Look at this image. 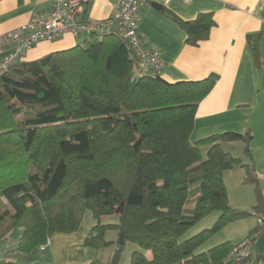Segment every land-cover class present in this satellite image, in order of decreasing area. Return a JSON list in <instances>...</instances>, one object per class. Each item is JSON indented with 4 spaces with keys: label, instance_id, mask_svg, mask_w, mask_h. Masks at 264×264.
<instances>
[{
    "label": "trees",
    "instance_id": "trees-1",
    "mask_svg": "<svg viewBox=\"0 0 264 264\" xmlns=\"http://www.w3.org/2000/svg\"><path fill=\"white\" fill-rule=\"evenodd\" d=\"M156 7L192 46L207 41L215 26L212 14L184 21ZM248 40L256 55L257 36ZM218 79L170 83L138 74L125 40L96 35L0 73V250L16 244V253L30 255L55 234L79 230L90 211L97 225L87 247L114 245L105 238L113 229L124 244L151 252V259L133 252L129 264H262L264 254L230 256L232 242L197 253L250 215L231 207L226 172L246 169V181L257 185L254 214L264 211L255 167L223 148L241 142L250 157V130L191 140L199 104ZM214 211L220 216L212 228L182 241ZM111 215L119 223L102 224ZM257 232L258 226L246 240ZM121 253L119 244L108 264H120Z\"/></svg>",
    "mask_w": 264,
    "mask_h": 264
},
{
    "label": "crops",
    "instance_id": "crops-1",
    "mask_svg": "<svg viewBox=\"0 0 264 264\" xmlns=\"http://www.w3.org/2000/svg\"><path fill=\"white\" fill-rule=\"evenodd\" d=\"M156 4L184 21H193L200 14H212L215 26L209 39L199 46L189 45L186 33L170 16L159 11ZM52 6L53 0H0V35L21 27L34 14L48 11ZM115 13L113 0H92L86 5L85 19L103 20ZM138 15L143 45L158 52L165 64L163 79L176 83L218 75L215 87L199 104L191 140L250 130L251 156L246 157L249 164H254L264 197V0H176L167 5L155 2L141 7ZM249 35L257 36L256 55L249 44ZM80 37L67 34L52 43L41 42L28 53L26 60L70 49ZM234 143L237 142L227 144L232 147ZM228 173H225V185ZM96 225L92 212L87 211L79 230L55 234L48 248L40 250V257L24 264H100L102 250L85 244ZM10 248L14 256L21 255L15 252L16 244H8L6 250ZM0 260H5L3 255Z\"/></svg>",
    "mask_w": 264,
    "mask_h": 264
},
{
    "label": "built area",
    "instance_id": "built-area-1",
    "mask_svg": "<svg viewBox=\"0 0 264 264\" xmlns=\"http://www.w3.org/2000/svg\"><path fill=\"white\" fill-rule=\"evenodd\" d=\"M91 1L53 0L50 10L36 13L28 23L0 35V73L8 71L14 63L26 60L28 53L39 43H52L71 34L76 38L96 35L123 39L137 60L138 74L161 75L165 64L158 52L143 45L138 28V11L151 3L167 5L176 0H113L116 8L114 15L103 20H87L85 8ZM256 216L258 232L236 245L230 256L248 258L254 252L256 241L264 233V214ZM48 245L49 241L40 250L45 251Z\"/></svg>",
    "mask_w": 264,
    "mask_h": 264
},
{
    "label": "rangeland",
    "instance_id": "rangeland-1",
    "mask_svg": "<svg viewBox=\"0 0 264 264\" xmlns=\"http://www.w3.org/2000/svg\"><path fill=\"white\" fill-rule=\"evenodd\" d=\"M84 40V36L76 39V43L79 44ZM37 46V45H36ZM35 46V47H36ZM195 139V138H194ZM192 139L193 141H195ZM228 146V144L223 145V148L227 152H231L237 158L243 160V164H249V158L244 154V145L241 142L234 143ZM203 159L207 158V150L202 151ZM249 165H253L252 162ZM228 177L226 179V188L228 191L229 202L233 209L241 212L249 213L250 215L244 219L236 221L229 224L220 232L212 236L205 245H203L197 253L207 252L208 250L223 244L225 242H232L233 244H240L244 241L250 234V232L257 227V218L254 214V208L257 205V185L247 182V172L243 167H236L232 171H229ZM220 216V212L214 211L207 217L199 221L195 226H193L186 234L183 236L182 241L191 238L203 230L210 229L214 226L216 221ZM119 218L117 215L105 216L102 219V224H118ZM106 240L113 241L114 245L109 246L101 251L99 261L100 264H108V258L114 253V251L119 246V235L116 230H108L105 235ZM135 251L143 252L147 258L151 259L152 255L150 251H144L137 245L126 242L122 245V253L120 258V264H129L131 261L132 253ZM13 249L6 250L2 248L0 250V256L7 261H14L17 264L28 263L31 258H36L41 256V251L39 249L35 250L30 255L21 254L19 256L13 255ZM264 264V262L262 263Z\"/></svg>",
    "mask_w": 264,
    "mask_h": 264
},
{
    "label": "water",
    "instance_id": "water-1",
    "mask_svg": "<svg viewBox=\"0 0 264 264\" xmlns=\"http://www.w3.org/2000/svg\"><path fill=\"white\" fill-rule=\"evenodd\" d=\"M139 80V78H138ZM119 244L124 245V237L120 236ZM254 252L255 254L262 255L264 254V233L259 237L254 245Z\"/></svg>",
    "mask_w": 264,
    "mask_h": 264
}]
</instances>
